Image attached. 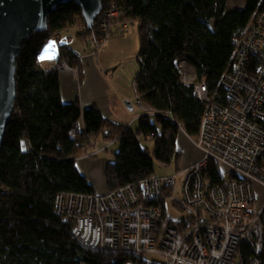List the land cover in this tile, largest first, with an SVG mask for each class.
<instances>
[{
  "label": "trees",
  "instance_id": "obj_1",
  "mask_svg": "<svg viewBox=\"0 0 264 264\" xmlns=\"http://www.w3.org/2000/svg\"><path fill=\"white\" fill-rule=\"evenodd\" d=\"M111 3L121 10L122 23L138 27L137 56L143 62L132 81L141 111L137 129L102 118L95 106L82 109L77 102H62L58 66L77 68L78 56L58 45L56 66L42 70L39 50L72 28L87 40L95 25L86 28L74 3L57 6L47 29L23 42L15 62L16 100L0 154V264H147L132 252L83 246L73 237L71 222L56 213V198L62 193L95 195L75 163L93 150V143L118 139V151L104 169L106 192L153 177L154 160L160 166L178 164V133L197 138L203 106L180 81L176 61L187 58L196 80L205 79L213 90L234 58V40L255 10H264V0H244L242 9L231 12L228 0H101L96 24ZM139 138L154 141L152 157ZM22 140L30 143L27 152L21 150ZM203 177L209 186L225 181L214 162Z\"/></svg>",
  "mask_w": 264,
  "mask_h": 264
},
{
  "label": "built area",
  "instance_id": "obj_2",
  "mask_svg": "<svg viewBox=\"0 0 264 264\" xmlns=\"http://www.w3.org/2000/svg\"><path fill=\"white\" fill-rule=\"evenodd\" d=\"M109 6L89 35L95 49L128 26L121 10ZM234 43V58L213 90L205 79L196 80L187 58L176 61L180 81L203 106L197 138L187 136L199 160L170 177L153 176L115 192L57 196L56 213L71 222L83 246L132 252L147 264H264V196H258L264 191V10H255ZM58 69L78 76L65 63ZM117 141L101 149L93 143L86 157ZM20 143L23 152L30 150L27 140ZM210 162L223 184L205 183Z\"/></svg>",
  "mask_w": 264,
  "mask_h": 264
},
{
  "label": "crops",
  "instance_id": "obj_3",
  "mask_svg": "<svg viewBox=\"0 0 264 264\" xmlns=\"http://www.w3.org/2000/svg\"><path fill=\"white\" fill-rule=\"evenodd\" d=\"M66 30L58 34L57 40H50L40 50L38 65L42 70L53 69L58 60V45H67L78 56V76L59 70L60 97L64 104L77 102L82 109L95 106L99 109L102 118L113 124L128 127L141 114H133L134 105H137V97L129 92L130 85L137 73L138 64L136 57L139 52L138 27L135 24L128 25L120 33L112 34L106 41L95 49L91 40H83L77 29ZM52 47L46 53L45 49ZM41 56L52 58L41 59ZM128 103L132 105L129 110ZM138 106V105H137ZM139 107V106H138ZM140 110V108H139ZM176 141L177 151L180 153V171L190 163L201 157L200 151L193 146L183 145L188 137L181 132L178 133ZM189 140V139H188ZM103 143H97V149L102 148ZM100 153V151H99ZM97 153V154H99ZM93 157L82 156L76 159V166L80 174H84L89 181V174L94 169L104 173L106 163L101 160L97 164ZM105 175V173H104ZM92 185V183L89 181ZM101 187L95 188L96 194H105L106 184L103 180Z\"/></svg>",
  "mask_w": 264,
  "mask_h": 264
},
{
  "label": "water",
  "instance_id": "obj_4",
  "mask_svg": "<svg viewBox=\"0 0 264 264\" xmlns=\"http://www.w3.org/2000/svg\"><path fill=\"white\" fill-rule=\"evenodd\" d=\"M66 3H74L81 9L87 29L94 26L103 8L101 0H0V154L16 100L18 53L33 33L47 29V18L55 8ZM127 106L132 110V105Z\"/></svg>",
  "mask_w": 264,
  "mask_h": 264
},
{
  "label": "rangeland",
  "instance_id": "obj_5",
  "mask_svg": "<svg viewBox=\"0 0 264 264\" xmlns=\"http://www.w3.org/2000/svg\"><path fill=\"white\" fill-rule=\"evenodd\" d=\"M229 4L227 7V12H231V10H235V9H242L244 7V0H228ZM68 30H72V29H68ZM75 31V29L73 30ZM66 32V31H64ZM58 38V34H55V36H53L52 38ZM137 64V63H136ZM129 92L130 94L133 93V87L130 85L129 88ZM133 96V94H132ZM134 97V96H133ZM134 105V111L133 114H140L141 111L139 110V107L136 105V103H133ZM137 122L138 119H136L134 122H132L131 124L128 125V128H130L132 131H135L137 129ZM139 142L141 144V146L143 148L148 149V151L150 152V156H153V146H154V141L151 139H144V138H139ZM99 144V142H98ZM183 145H190L193 146V144L186 139L183 143ZM118 143H115L111 146H109L107 148V150H101L99 154H97V156H95L93 158L92 161L96 160L97 164L101 162V160H103L102 162H112L113 161V154H115L118 150ZM195 147V146H194ZM153 159V158H152ZM154 160V159H153ZM180 164H181V160L179 161L178 164H176L175 161L172 162V164L168 165V166H160V164H158V162L156 160H154V176L161 178V177H170L172 175L177 174L180 171ZM99 165V164H98ZM89 174V181L92 183V185L95 186V188L101 187L103 184V180L105 182V175L104 173H101V171L99 169H94L93 173H88ZM258 189V188H257ZM258 196L262 198V196H264V191L261 189H258ZM179 218H183L184 215L180 214L178 215ZM149 260H152V258H150Z\"/></svg>",
  "mask_w": 264,
  "mask_h": 264
},
{
  "label": "snow or ice",
  "instance_id": "obj_6",
  "mask_svg": "<svg viewBox=\"0 0 264 264\" xmlns=\"http://www.w3.org/2000/svg\"><path fill=\"white\" fill-rule=\"evenodd\" d=\"M51 47H52V45L50 44V45H49V48H46V49H45V52L47 53ZM45 58L50 59V58H52V57H51V56H41V59H45Z\"/></svg>",
  "mask_w": 264,
  "mask_h": 264
}]
</instances>
